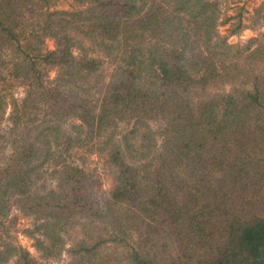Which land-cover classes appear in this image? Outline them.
<instances>
[{
    "label": "trees",
    "instance_id": "obj_1",
    "mask_svg": "<svg viewBox=\"0 0 264 264\" xmlns=\"http://www.w3.org/2000/svg\"><path fill=\"white\" fill-rule=\"evenodd\" d=\"M54 1L0 0V126L5 87H25L8 118L0 215L16 199L41 221L50 253L62 250L71 220L85 217L109 227L125 264H264V43L228 44L216 0H73L70 11ZM70 119L78 135L64 151L106 137L114 179L106 198L67 164L56 190L30 189L54 154L48 138ZM120 123L128 130L116 136ZM103 245L73 244L72 264H114ZM11 252L14 264H40L12 244L0 264Z\"/></svg>",
    "mask_w": 264,
    "mask_h": 264
},
{
    "label": "rangeland",
    "instance_id": "obj_2",
    "mask_svg": "<svg viewBox=\"0 0 264 264\" xmlns=\"http://www.w3.org/2000/svg\"><path fill=\"white\" fill-rule=\"evenodd\" d=\"M221 11V19L219 20L217 31L220 36L227 39V43L235 46H245L252 40L257 43H264V0H216ZM73 0H55L52 9L61 11H70L73 8ZM48 49L54 48L52 40L46 41ZM253 44V48L255 47ZM104 75H109L114 69V64L111 62L104 66ZM50 79L56 76L55 71H49ZM107 78V79H108ZM12 83V82H11ZM8 96L5 98L6 114L5 120L0 126V167L3 166L6 159L11 154V132L8 118L11 113L12 101L21 102L25 96V87L21 83L8 84L5 87ZM44 110V109H43ZM79 124L76 119H70L65 124L63 123L59 129V138L52 134L48 140L51 143L52 154L49 160L43 164L41 172L36 170L34 181L31 185L32 193L42 194L49 190H56L58 186V175L56 170L60 169L63 164L75 165L85 170L89 175L88 186L91 189L92 196L97 198H106L114 185L113 169L111 168L106 153L101 152L102 145L106 137L93 138L87 147H72L70 151H64L63 148L68 146V139L74 138L78 135L74 125ZM116 128V136L121 135L127 131V124L120 123ZM158 124L152 123L150 129L154 133L157 131ZM109 133L106 134V136ZM152 141L157 146H160L161 139L159 136L151 135ZM154 138V140H153ZM141 143V137L135 138L134 143L137 145ZM62 147V150H60ZM45 155V154H44ZM40 154L35 158L34 165L42 164L45 156ZM33 165V166H34ZM39 174V176H37ZM14 199L6 201V213L0 215V250L4 245L12 244L16 247L28 251L32 258L36 259L40 264H72L74 255L69 250L73 244L84 243L88 246L99 242L107 241V245L100 247L99 252L104 254L109 252L111 254L110 261L114 264H125L120 256L118 250H113L114 244L109 241V236H112L109 227L95 220L94 218L80 217L71 220L72 226L64 234L62 250L60 252H49L44 249L41 244L45 241L42 229L38 228L41 221H38L34 216H27L21 212L19 204ZM116 247V246H115ZM120 252V253H119ZM173 249L166 252L165 259L170 258ZM99 253V254H100ZM126 254V253H125ZM122 261V262H121ZM15 257L11 252L9 259L2 264H14Z\"/></svg>",
    "mask_w": 264,
    "mask_h": 264
}]
</instances>
